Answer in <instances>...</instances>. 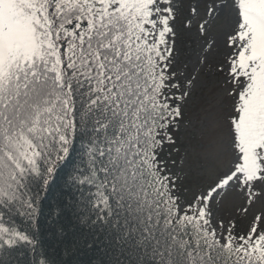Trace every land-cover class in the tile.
Here are the masks:
<instances>
[{
    "label": "snow or ice",
    "instance_id": "obj_1",
    "mask_svg": "<svg viewBox=\"0 0 264 264\" xmlns=\"http://www.w3.org/2000/svg\"><path fill=\"white\" fill-rule=\"evenodd\" d=\"M25 250L264 264V0H0V264Z\"/></svg>",
    "mask_w": 264,
    "mask_h": 264
},
{
    "label": "trees",
    "instance_id": "obj_2",
    "mask_svg": "<svg viewBox=\"0 0 264 264\" xmlns=\"http://www.w3.org/2000/svg\"><path fill=\"white\" fill-rule=\"evenodd\" d=\"M57 194L54 193L53 200L55 199V196ZM52 203V201H50ZM45 247H47V244H45ZM39 252L36 254H33L32 252L25 250L21 252L18 256V264H33V262L38 258ZM99 253H92V252H83L77 253L72 256H66L63 251H61L59 259L68 261L69 264H95V262L100 259Z\"/></svg>",
    "mask_w": 264,
    "mask_h": 264
}]
</instances>
